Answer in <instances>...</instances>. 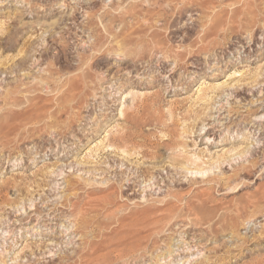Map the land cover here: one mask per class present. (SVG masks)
Wrapping results in <instances>:
<instances>
[{
	"label": "rangeland",
	"instance_id": "1",
	"mask_svg": "<svg viewBox=\"0 0 264 264\" xmlns=\"http://www.w3.org/2000/svg\"><path fill=\"white\" fill-rule=\"evenodd\" d=\"M162 1L0 0V264H264V0Z\"/></svg>",
	"mask_w": 264,
	"mask_h": 264
},
{
	"label": "bare ground",
	"instance_id": "2",
	"mask_svg": "<svg viewBox=\"0 0 264 264\" xmlns=\"http://www.w3.org/2000/svg\"><path fill=\"white\" fill-rule=\"evenodd\" d=\"M162 2H163V4H167L168 3L167 0H164ZM196 2H197L196 0H189L185 4L186 5L185 9L187 10L189 8H192V6L195 5ZM163 4L161 5V4L157 3L156 6H159V7L161 6L162 7ZM147 12L151 13L150 10H147ZM183 12L185 13V11H183ZM135 137L139 138V136H136L135 133H128L127 135H125L124 137H122L119 140L118 145L120 147L124 148V150H126L128 152L130 150H128L126 146H130L131 145L132 148H133L131 150L138 151L139 152L138 154H139V156H141V159H149V160L152 161V160H158L159 158H161L158 155V152H151V151H146L145 149H143V144L140 143V142H136L134 140ZM169 138L170 139L167 140L168 144L166 143L168 146H169V144H172L171 147H173L175 145L178 146L177 142L174 141V136L172 134L169 135ZM170 162L174 166L181 165L176 158H170ZM206 173L207 172H203V171L200 172L199 171L198 174H202L203 177H204V174H206ZM109 199L110 198L108 196L106 200H109ZM108 203H109V201H108ZM76 212H77V215H81V212H82L81 207H79V208L77 207V209L75 210V213ZM148 212L149 211L147 209H145L144 211L139 212V215H144V214H147ZM146 219H147V217L145 219H139V220H137V222L140 223V224H144V223H146ZM82 223H84V222L82 221ZM75 225L77 226V223ZM142 245L143 244H141V242L138 243V244H135L134 242L129 244L126 249H122L117 254L116 260H113L112 257H110V256H104L102 258L96 259L95 256L98 253V247H96V246H90V247H87V248H83V249H81L80 253H78L79 255H77L76 257L68 256L67 260L69 261V264H112L114 262L123 261V259L125 257H127V256H130V255L134 256V254H136L137 252L143 250ZM171 247H169V249H168L169 250L168 251V255H171L173 253ZM141 257H143V256H141ZM209 262H210V259H208V261H206V264H209Z\"/></svg>",
	"mask_w": 264,
	"mask_h": 264
}]
</instances>
